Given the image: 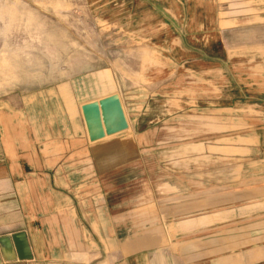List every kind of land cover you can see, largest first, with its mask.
Instances as JSON below:
<instances>
[{"label":"rangeland","instance_id":"374dc122","mask_svg":"<svg viewBox=\"0 0 264 264\" xmlns=\"http://www.w3.org/2000/svg\"><path fill=\"white\" fill-rule=\"evenodd\" d=\"M227 2L0 0V121L20 113L44 142L69 131L70 146L94 144L83 194L100 195L102 229L86 234L99 248L86 263L233 264L264 246L248 212L264 148L245 138L252 109L215 57L251 51L256 29L235 20L258 11ZM114 96L87 123L82 107Z\"/></svg>","mask_w":264,"mask_h":264},{"label":"crops","instance_id":"0c3cea01","mask_svg":"<svg viewBox=\"0 0 264 264\" xmlns=\"http://www.w3.org/2000/svg\"><path fill=\"white\" fill-rule=\"evenodd\" d=\"M247 1H252L258 13L235 21L238 27L252 25L256 29L251 51L243 49L234 54L221 46L215 57L223 68L227 65L228 74L237 76V89L245 91L237 106L252 109V126L244 117L237 122L246 123L249 135L245 138L253 140L256 153L257 147L264 148V0ZM231 3L237 5L236 10L241 9V0H228L226 4ZM208 55L213 59L212 52ZM16 117L17 122L0 121V239L12 240L15 255L14 260L7 261L0 246V264H88L84 251L99 248L95 243L88 247L86 234L100 235L102 229L100 195L83 194L84 156L90 153L86 145L94 144L76 137L71 141L74 146H70L69 131L64 137H49L44 142L45 138L25 129L22 114ZM109 121L117 125L112 117ZM261 164L260 185H254L248 199L252 219L264 218V160ZM245 256V261L241 256L240 262L233 264L263 263L264 246L247 251Z\"/></svg>","mask_w":264,"mask_h":264},{"label":"water","instance_id":"95a60500","mask_svg":"<svg viewBox=\"0 0 264 264\" xmlns=\"http://www.w3.org/2000/svg\"><path fill=\"white\" fill-rule=\"evenodd\" d=\"M119 105V98L118 96H114L111 97L109 100H105L102 101L101 103L99 102H92L89 104H85L82 107V111L84 116L86 117V121L87 123H93V125H95L98 121L100 122V118H101V113L104 112L106 113L110 106L111 107H115L117 109V106ZM124 125V124H123ZM96 126V125H95ZM125 127V126H123ZM98 127H96L97 129ZM120 126L118 127V130H120ZM97 132V130H96ZM96 132L92 133V137L91 140L95 141L96 138L98 137L99 139H102L105 137L104 133H100V134H96ZM97 135V136H96ZM0 246L3 249L4 252V256L5 259L7 261H12L15 259V255H14V248H13V244H12V240L10 238H1L0 239Z\"/></svg>","mask_w":264,"mask_h":264}]
</instances>
